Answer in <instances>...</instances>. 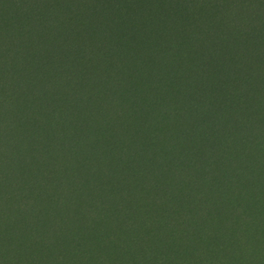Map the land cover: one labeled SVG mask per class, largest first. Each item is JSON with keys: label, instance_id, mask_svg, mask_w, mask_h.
Listing matches in <instances>:
<instances>
[{"label": "trees", "instance_id": "16d2710c", "mask_svg": "<svg viewBox=\"0 0 264 264\" xmlns=\"http://www.w3.org/2000/svg\"><path fill=\"white\" fill-rule=\"evenodd\" d=\"M0 110V264H264V0H0Z\"/></svg>", "mask_w": 264, "mask_h": 264}, {"label": "rangeland", "instance_id": "374dc122", "mask_svg": "<svg viewBox=\"0 0 264 264\" xmlns=\"http://www.w3.org/2000/svg\"><path fill=\"white\" fill-rule=\"evenodd\" d=\"M13 84V83H12ZM8 94H10V92L8 93L7 92V94H5V95H3L4 97H6ZM18 100V99H17ZM13 104V103H12ZM12 104H8L9 106H12ZM3 105V104H2ZM85 106V105H84ZM12 113V112H11ZM16 113V114H15ZM13 112L12 114L13 115H9L8 116V112H6V111H2V110H0V121H3L2 120V117L6 120V121H10L12 118H13V116H18V117H23V115L24 114H30V115H34V114H36V113H38V112ZM56 113V112H55ZM93 113H95V112H93ZM105 113V112H104ZM7 118H9V120L7 119ZM8 127L6 126V129H7ZM0 134H2V135H5V134H10V135H13V134H15V131H14V129L12 128V126H11V124H10V126H9V129H7V131L6 132H4V133H0ZM97 137L98 138H100L101 140H103L101 137H102V135H98L97 134ZM0 139H2V138H0ZM89 139V141L91 140V138H88ZM95 157V156H94ZM93 159H96V158H93Z\"/></svg>", "mask_w": 264, "mask_h": 264}]
</instances>
